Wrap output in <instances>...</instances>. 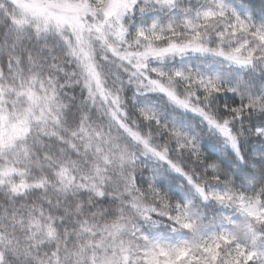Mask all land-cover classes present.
<instances>
[{
    "label": "snow or ice",
    "instance_id": "6c2138e0",
    "mask_svg": "<svg viewBox=\"0 0 264 264\" xmlns=\"http://www.w3.org/2000/svg\"><path fill=\"white\" fill-rule=\"evenodd\" d=\"M0 264H264V0H0Z\"/></svg>",
    "mask_w": 264,
    "mask_h": 264
},
{
    "label": "trees",
    "instance_id": "16d2710c",
    "mask_svg": "<svg viewBox=\"0 0 264 264\" xmlns=\"http://www.w3.org/2000/svg\"><path fill=\"white\" fill-rule=\"evenodd\" d=\"M230 3L234 4V5H240L241 4V0H229ZM205 150L211 154V155H215L214 151L209 147V145L207 144V142L204 145ZM221 147H223V145H221Z\"/></svg>",
    "mask_w": 264,
    "mask_h": 264
}]
</instances>
